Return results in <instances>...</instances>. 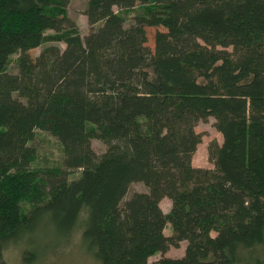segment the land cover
<instances>
[{
  "label": "trees",
  "instance_id": "trees-1",
  "mask_svg": "<svg viewBox=\"0 0 264 264\" xmlns=\"http://www.w3.org/2000/svg\"><path fill=\"white\" fill-rule=\"evenodd\" d=\"M69 3L0 0V264L42 224L58 240L82 227L101 264H234L264 242V0H88L84 37ZM136 7L126 25L120 11ZM148 27L162 28L153 51ZM47 30H72L64 50L9 73ZM210 117L223 141L209 145L214 167H197ZM36 129L58 139L60 166H33ZM135 182L147 191L125 199ZM182 241V257L165 256Z\"/></svg>",
  "mask_w": 264,
  "mask_h": 264
},
{
  "label": "rangeland",
  "instance_id": "rangeland-1",
  "mask_svg": "<svg viewBox=\"0 0 264 264\" xmlns=\"http://www.w3.org/2000/svg\"><path fill=\"white\" fill-rule=\"evenodd\" d=\"M88 0H70L66 8V13L77 24L76 31L83 37L89 32L90 26L85 15ZM115 11H120L115 8ZM141 12V7H136L131 11H120L125 16L126 25L134 22V16ZM158 29L161 27H148L147 28V42L146 45L151 51L154 50V36ZM72 31V30H71ZM64 30L55 32L47 30L44 34L45 38L43 43L27 52L16 53L10 57L7 71L12 74L19 73L21 60L24 61L26 67L34 64L35 58L41 51L49 46H58L64 50L65 43L64 37L71 32ZM215 119L210 117L208 121H200L196 125V131L201 134V143L198 145L195 154L193 155L192 163L197 167L213 168V164L209 161L208 148L209 145L216 141L222 143V135L215 128ZM36 150L33 166L36 168L57 167L60 166L64 157V152L59 144L58 139L41 129H36L34 139L31 142ZM91 146L93 150L101 155L107 150V145L97 138L91 139ZM81 171H75L70 175V179L78 178ZM147 191L146 187L141 182H135L131 185L129 192L125 199H128L134 192ZM23 210L28 211L30 204L28 202L22 203ZM161 207L165 213H168L171 208V201L168 198H163ZM46 224V223H45ZM45 225H41L40 232L33 236V239H25L20 242H12L7 246L4 255V264H101L96 258L88 254L81 243L82 227L77 225L69 238L65 240H58L53 238L52 235L48 237L47 232L44 230ZM165 234L170 235L172 229L170 224L165 228ZM187 246L186 241H182L178 247L171 246L165 253V256L179 258L185 254ZM28 251L30 254H28ZM27 254V255H25ZM161 253L153 255L149 259V264H153L160 259ZM28 258V260H27ZM264 258V242L254 246L253 248L243 250L240 259L234 264H260Z\"/></svg>",
  "mask_w": 264,
  "mask_h": 264
}]
</instances>
